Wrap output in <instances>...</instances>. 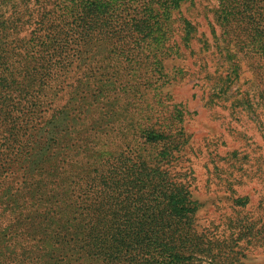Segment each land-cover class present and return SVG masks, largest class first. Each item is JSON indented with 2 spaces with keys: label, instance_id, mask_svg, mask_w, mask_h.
Here are the masks:
<instances>
[{
  "label": "trees",
  "instance_id": "obj_1",
  "mask_svg": "<svg viewBox=\"0 0 264 264\" xmlns=\"http://www.w3.org/2000/svg\"><path fill=\"white\" fill-rule=\"evenodd\" d=\"M131 2L0 0V264H241L225 254L245 233L232 244L198 233L183 184L161 169L187 140L146 100L176 52L154 35L172 5L142 0L99 35V15ZM219 4L223 33L264 35V0ZM182 31L189 46L195 26ZM70 184L76 209L57 199Z\"/></svg>",
  "mask_w": 264,
  "mask_h": 264
},
{
  "label": "rangeland",
  "instance_id": "obj_2",
  "mask_svg": "<svg viewBox=\"0 0 264 264\" xmlns=\"http://www.w3.org/2000/svg\"><path fill=\"white\" fill-rule=\"evenodd\" d=\"M158 2L161 8L173 7L163 9L159 21L164 25L154 35L167 39L166 53L172 48L176 52L164 62L167 75L161 88H148L146 100L157 110L154 117L181 119L173 131L187 137L173 152L175 158L161 169L183 184L182 195L190 200L187 214L193 217L191 226L198 233L213 240L226 239L229 244L238 231L245 233L232 248L237 255L226 252L228 261L264 264V35L223 33L219 0ZM141 3L118 5L111 16V9H105L98 17L99 35L116 31L131 13L143 11ZM186 22L196 29L189 46L182 41ZM98 191L102 199L107 188L99 184ZM62 193L58 201L68 199L72 209L83 194L71 184L63 186ZM3 198L1 192L0 215L5 214L0 231L8 215ZM20 240L3 246L21 247L25 240Z\"/></svg>",
  "mask_w": 264,
  "mask_h": 264
}]
</instances>
